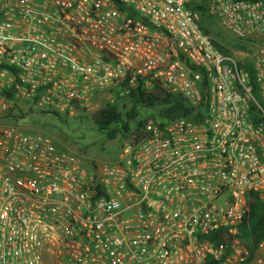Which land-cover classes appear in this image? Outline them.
<instances>
[{
    "label": "built area",
    "instance_id": "2783aa9c",
    "mask_svg": "<svg viewBox=\"0 0 264 264\" xmlns=\"http://www.w3.org/2000/svg\"><path fill=\"white\" fill-rule=\"evenodd\" d=\"M193 1L0 0V264H264V241L250 258L235 237L249 195L264 198V46L254 96ZM208 8L232 35L264 36V0ZM138 86L188 112L112 164L11 123L73 118Z\"/></svg>",
    "mask_w": 264,
    "mask_h": 264
},
{
    "label": "trees",
    "instance_id": "16d2710c",
    "mask_svg": "<svg viewBox=\"0 0 264 264\" xmlns=\"http://www.w3.org/2000/svg\"><path fill=\"white\" fill-rule=\"evenodd\" d=\"M190 9L198 15L196 22L198 26L210 36L213 44L224 54L231 55L230 51L220 45L218 41L211 37V34L218 35L216 30L217 20L210 14L208 8V0H194L190 4ZM240 68H246L250 73V80L253 87L252 94L257 95V87L255 82V73L248 63L239 64ZM129 102L128 107L125 102ZM137 106L155 107L158 109L157 115L152 117L151 122L145 120H136ZM255 110L254 108H252ZM188 109L184 101L165 90L157 87L150 90H142L138 86L131 91L126 98H117L114 102H103L102 105L90 112L93 125L100 132H104L108 139H114L118 135L121 136L123 144L135 143L151 136L152 126L157 121L170 120L178 116H186ZM22 117L27 114H21ZM45 115V114H41ZM80 114V117H85ZM66 124V119L57 114L52 115ZM123 146V145H122ZM59 149H65L58 147ZM122 148V147H121ZM225 241H230L234 236L226 233H218ZM239 242L249 253L250 258L254 257L258 245L264 241V198L256 193L249 195L246 208V214L239 226V232L235 236ZM218 245V244H217Z\"/></svg>",
    "mask_w": 264,
    "mask_h": 264
},
{
    "label": "rangeland",
    "instance_id": "374dc122",
    "mask_svg": "<svg viewBox=\"0 0 264 264\" xmlns=\"http://www.w3.org/2000/svg\"><path fill=\"white\" fill-rule=\"evenodd\" d=\"M210 12V10H209ZM212 14L216 20V32L211 34L220 45L227 48L231 55L239 59L240 62L249 64L250 57L255 49L264 46V36L250 35L245 38H238L224 28L217 15ZM198 18V15L196 14ZM130 106L129 102H125ZM264 107V102H261ZM102 105V104H101ZM158 109L155 107L137 106L136 120H147L151 122L152 117L157 115ZM85 117L76 116L65 118L66 124L51 115H28L11 123L27 130L30 133L42 132L50 136L56 146L72 151L85 160L102 164H112L120 158L123 140L120 135L114 139H108L104 132H100L93 125L90 112ZM10 122V121H8Z\"/></svg>",
    "mask_w": 264,
    "mask_h": 264
}]
</instances>
